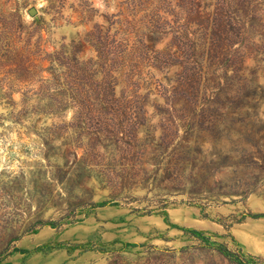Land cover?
<instances>
[{"label": "rangeland", "instance_id": "obj_1", "mask_svg": "<svg viewBox=\"0 0 264 264\" xmlns=\"http://www.w3.org/2000/svg\"><path fill=\"white\" fill-rule=\"evenodd\" d=\"M157 1L150 24H137L143 33L127 34L133 18L119 15L121 0H0L1 54L38 29L32 43L41 41L44 54L75 40L89 59L86 34L118 20L109 35L129 39L143 58L142 74L128 85L127 67L116 89L129 98L138 90L140 102L91 109H61L63 78L52 70L0 67V264H264V28L252 51L247 42L235 47L244 63L213 76L184 40L172 57L160 54L178 29L155 25ZM215 1L201 8L210 12ZM182 85L188 101H172ZM80 112L87 119H75ZM135 123L143 124L137 136ZM173 125L174 136L164 131ZM100 126L118 130L116 143L106 134L96 148L123 158L117 198L84 161Z\"/></svg>", "mask_w": 264, "mask_h": 264}, {"label": "trees", "instance_id": "obj_2", "mask_svg": "<svg viewBox=\"0 0 264 264\" xmlns=\"http://www.w3.org/2000/svg\"><path fill=\"white\" fill-rule=\"evenodd\" d=\"M205 0H179L173 3L171 0H158V4L152 9L155 25L157 27L168 26L174 30V37L170 42L167 49L160 52L161 55L173 56L170 53L174 48L180 47L181 41H186V46L191 51L202 58L203 61L207 60L208 70L214 76L221 70V75L227 76L228 72L236 62L242 64L245 62L246 55L233 58L235 47L243 42L248 43L249 51L257 47L254 43L256 36L261 34L264 28V16L260 13V9L255 3L256 0H244L241 4L240 0H220L215 1L213 10L210 12L202 9V2ZM164 5L163 8L159 7ZM121 11L120 16L128 13L132 16V20L125 19L131 27L133 32L143 33L138 27V22L147 21L150 24V0H121L119 3ZM242 10L243 15L241 18L232 17L228 14L231 10ZM126 10V11H125ZM164 14H161V11ZM144 12V15L138 20L136 18ZM117 16V15H112ZM172 17V18H170ZM244 17V18H243ZM109 19V18H108ZM183 21V22H181ZM115 23L121 21L110 22L108 27L104 25H96L93 30L89 31L84 41L90 45L95 51V55L89 59H82L80 57V48L83 42L76 43L75 40L71 42L69 47L62 45L60 50L44 54L41 41L32 43V37L39 33L37 29L35 32L29 34L21 46L15 43H7L1 47L4 51L0 53V67L15 65L16 69L25 74L42 73L43 71H54L58 73L59 78L63 81L59 83L60 91H58V98H56L61 109L71 107L73 109H91L102 108L104 106L114 105L118 106L121 102H131L132 100L139 101L141 96L137 95L138 90L133 92V97L129 98L127 90L123 89L122 94L117 96L116 89L119 85V77L127 67L130 72L127 74L128 85L131 83L133 75L142 74L143 58L139 54V47L129 46V39H125V44L117 43V32L111 37V31ZM148 24H144V29L148 28ZM200 29L201 33L195 37L193 29ZM177 31V32H175ZM195 37V38H194ZM252 45V46H251ZM235 50V51H234ZM49 62L50 66L44 68L42 64ZM129 63V64H128ZM177 63L172 61L168 67H174ZM16 72V71H14ZM217 76L213 79L215 80ZM219 78V76H218ZM217 78V79H218ZM178 87L177 91L172 97L175 101L178 97H183L184 102L188 101L189 87ZM171 99V98H170ZM79 121L87 119L83 113H78L74 116ZM93 119L95 117L93 116ZM98 119V118H97ZM143 124L135 123L132 126L134 136ZM171 135H176L179 132L178 126H168L164 130ZM107 139L116 143L118 138V130L114 128H102L100 126L94 132L95 137L92 138L86 150L87 166H91L90 171L95 173L96 180L103 185V188L111 190L110 197L117 198L123 190V185L118 181L120 177L118 168L121 165V158L115 154H96V148L102 145V138L106 136ZM113 137V138H109ZM174 139L168 142L167 147L173 144ZM177 162V158L172 159V163ZM177 165V164H176ZM130 176V172H127ZM171 173V180L175 179Z\"/></svg>", "mask_w": 264, "mask_h": 264}, {"label": "water", "instance_id": "obj_3", "mask_svg": "<svg viewBox=\"0 0 264 264\" xmlns=\"http://www.w3.org/2000/svg\"><path fill=\"white\" fill-rule=\"evenodd\" d=\"M31 14H32V15L36 14V10H32V11H31Z\"/></svg>", "mask_w": 264, "mask_h": 264}]
</instances>
